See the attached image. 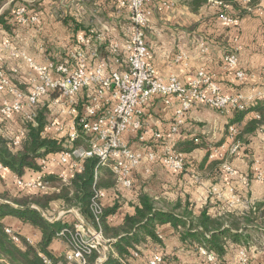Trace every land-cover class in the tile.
<instances>
[{
  "label": "crops",
  "instance_id": "crops-1",
  "mask_svg": "<svg viewBox=\"0 0 264 264\" xmlns=\"http://www.w3.org/2000/svg\"><path fill=\"white\" fill-rule=\"evenodd\" d=\"M121 1L0 0V15L8 11L15 15L24 9L29 17H37L36 22L30 21L29 17L17 20L16 25H13L15 17L6 22L11 26L13 36L0 23V68L14 71L13 76L25 86L22 89H26L36 74L28 60L37 66L48 67L53 60L65 59L77 46L78 37L90 36V32L97 33L102 39L97 45L98 50L101 45L116 44L119 57H124L128 10L121 5ZM148 11L144 33L150 51L148 61L155 76L162 80L173 76L181 83L189 84L202 71L218 93L240 96L247 103V108L233 120L236 110L219 111L209 104L197 102L180 116L177 123L176 111L181 106L176 99L165 105L161 98H155L142 106V129L122 136L123 144L140 154V162L132 171L131 188L117 185L119 191L109 188L99 191L101 207L117 205L107 221L112 225L122 224L126 215L134 213L139 192L148 194L159 205L163 202H179L182 207L188 204V210L196 217L202 212L213 219L227 214L240 217L255 210L256 215L264 213V132L259 129L246 135V144H241L236 137L240 146L235 152L231 151L232 142L228 139L229 126L234 125L239 133L248 121L264 113V2L258 8L248 9L242 17L232 10L231 17L236 20L234 24L222 19L216 3L193 9L190 0H155L148 6ZM13 26L16 28L12 29ZM104 53L107 54V61L111 60L108 47L104 48ZM230 54L237 58V64L232 69L225 62V57ZM98 58L105 59L99 51ZM236 71L243 72L245 76L239 79ZM203 89L209 92L207 85H203ZM84 94L78 95L77 103H82ZM58 100V97L50 99L47 96L40 103L46 102L48 109L44 135L60 139L67 137L72 126L77 125V120L70 114L69 105ZM22 117L17 115L0 120V130L2 127L8 130V139L13 144L15 140L21 142L25 135ZM53 123L54 126L51 125ZM172 126L176 129L173 130ZM194 140L207 144V157L203 149L197 148L188 154L181 151ZM168 151L183 156L182 171L170 172L157 159L149 160L147 157L148 152L159 158ZM57 154L45 157L47 169L43 175L49 181L50 175L58 176L59 173ZM211 162H219L214 172L209 166ZM39 176L38 171L27 170L21 179ZM15 178L14 173L2 168L0 192L9 190ZM55 208L54 217L59 215L58 220L62 219L63 225L73 221L74 213L63 214V203L56 202L50 209ZM68 215L72 217L70 220L63 219ZM1 222L33 245L42 240V233L37 227L12 215L3 217ZM184 231L171 221L158 223L155 225L157 239L143 235L130 249V256L122 262L149 264L151 258L159 254L162 264H241L244 255L247 264H264V237L257 239L258 233L264 236L262 223L240 229L237 233L241 237L225 238L223 254L221 257L214 255V263L203 254V251L213 252L199 241L183 238ZM47 249L57 263L63 262V256L69 250V241L56 235Z\"/></svg>",
  "mask_w": 264,
  "mask_h": 264
},
{
  "label": "built area",
  "instance_id": "built-area-1",
  "mask_svg": "<svg viewBox=\"0 0 264 264\" xmlns=\"http://www.w3.org/2000/svg\"><path fill=\"white\" fill-rule=\"evenodd\" d=\"M155 0H122L121 5L130 10V31L124 43L125 55L124 67L120 70H108L105 60L98 58V43L102 39L99 35L90 32V36H80L77 46L72 49L65 60L48 67H41L28 60L36 74L31 79L26 90L19 88L14 82L12 72L0 68V118L7 119L16 115H22L24 120L32 121L41 100L51 92L58 91V101L69 105V112L79 122L80 131L84 135V145L73 147V142L79 138V131L72 126L67 138V147L59 152L56 165L59 168L58 176L63 182H67L68 176L80 171L83 162L95 157L100 166L112 163V171L115 174L119 187L130 189L132 186V171L140 162V154L133 152L122 142L123 134L137 132L143 127L141 107L155 98H161L165 105L173 99L180 104L176 111V122H180V116L197 102H204L219 111L230 109L245 111L247 103L240 96H225L211 85L204 72L200 71L195 80L189 84L181 83L176 77L162 80L155 76L154 70L149 64L150 51L145 40L144 30L147 27L148 6ZM264 2V0H263ZM19 13H24L21 9ZM225 22L234 24L236 20L231 16L222 15ZM34 18H32L33 22ZM92 34L96 35L92 37ZM93 38V39H92ZM264 42V35H263ZM110 54L115 61L120 62L118 45L112 44ZM228 67L235 68L237 58L234 54L225 57ZM239 79L245 75L241 71L235 72ZM203 85H207L209 92H205ZM82 108L77 110V97L84 93ZM264 97V95H263ZM52 126L55 123L51 124ZM173 130L176 128L171 127ZM60 130V128H59ZM264 132V126L260 129ZM228 139L232 142L231 151L235 152L240 146L236 141L237 128L234 125L228 128ZM20 142L14 141L18 146ZM149 160H158L168 171L180 172L184 168V158L181 154L168 151L164 156L156 157L148 152ZM38 164L41 176L23 180L15 178L13 183L21 189L46 191L49 180L43 173L46 171L45 158H39ZM98 168V167H97ZM0 170L2 166L0 164ZM97 170H95V174ZM96 197H101L98 192ZM95 216L101 212L99 201L93 202ZM63 214H73V221L65 223L58 231L57 236H68L69 250L64 254L63 262H53L40 255L46 264H87V256L98 252L102 261L105 256L106 244L101 237L100 230H95L88 225L77 210L65 211ZM59 215L48 222L58 221ZM13 243L20 242V235L10 228H6ZM29 244L31 241L27 240ZM209 262L216 260L213 253L203 251ZM241 264H247L244 255ZM161 255L155 254L149 264H162Z\"/></svg>",
  "mask_w": 264,
  "mask_h": 264
},
{
  "label": "trees",
  "instance_id": "trees-1",
  "mask_svg": "<svg viewBox=\"0 0 264 264\" xmlns=\"http://www.w3.org/2000/svg\"><path fill=\"white\" fill-rule=\"evenodd\" d=\"M262 1L190 0V5L193 9H198L205 4L216 3L218 4V13L221 16H231L232 10H235L238 16L242 17L248 13V9L258 8ZM10 20H13L10 11L0 15V23L5 29L11 28V26L6 25V22ZM16 23L17 21H14L13 25H16ZM63 60L65 59L63 58L60 61ZM57 62L59 61H52L53 64ZM57 96H59L58 91L49 94L50 99ZM38 107L40 106L38 105ZM45 107L42 105L40 110L36 111V116L32 121L24 120L22 117L25 122L23 123L25 124L23 125L25 135L18 146H14L12 140L0 134V164L3 169L10 170L19 178H22L27 170L40 171L41 166L37 163L39 158L59 153L67 147V137L57 139L50 135H44L45 128L48 125V111ZM81 108L78 109L79 112ZM241 113L243 111L236 110L232 119L236 120ZM263 126L264 113L259 115V118H252L248 121L244 128L239 131L237 139L241 144H246V135L255 133ZM76 127L79 131V138L73 142V147L82 146V141H85L78 121ZM194 141V143L183 147L181 151L188 154L194 149H203L205 157H207L209 152L207 144L205 142L199 144L197 140ZM203 163H205V159ZM218 165L219 162L209 164L213 172L217 170ZM95 170H97L96 174ZM50 177L46 191H29L21 189L13 183L9 190L0 192V200L13 206L26 208L32 205L34 207L22 210L0 204V264H46L40 255L56 262L57 259L48 251L47 247L64 225L59 220L48 222L39 211L46 212L50 210L52 204L56 202H61L65 207L77 210L88 225L95 230H100L102 239L106 241L109 254L107 260L102 264H124L125 259L130 256V249L134 248V245L141 240L143 235L157 239L155 225L158 223L171 221L175 227L181 226L185 229L183 238L199 241L201 245L207 247L209 251H212L218 257L223 254L222 244L225 238L236 239L241 237L237 233L240 229L245 230L251 225H258V223L264 224L262 220L264 213L256 215V210L240 217L227 214L213 219L208 217L205 212L196 217L188 210V204L182 207L179 202H163L159 205L148 194L139 192L137 196L138 204L135 206L134 213L126 215L122 224L112 225L107 219L115 212L117 205L110 208L101 207L100 214L95 216L93 204L94 201H99L96 194L101 188L119 191L115 174L112 171V163L100 166L98 159L92 157L83 162L80 171L68 176L66 183L59 176L50 175ZM7 215H12L24 223L37 227L42 233V240L33 245L29 244L25 238L20 237L19 243H13L5 232V225L1 222V219ZM99 257L98 252H93L87 256V264H97Z\"/></svg>",
  "mask_w": 264,
  "mask_h": 264
},
{
  "label": "rangeland",
  "instance_id": "rangeland-1",
  "mask_svg": "<svg viewBox=\"0 0 264 264\" xmlns=\"http://www.w3.org/2000/svg\"><path fill=\"white\" fill-rule=\"evenodd\" d=\"M128 10V27H130V25H131V13H130V10L129 9H127ZM13 15V18L15 17V20L17 21H23L24 19H25V17L28 19V17H29V15L27 14H25V13H19V14H12ZM26 15V16H25ZM32 18H34V20H33V22H36L37 21V17H36V15L34 16H30L29 17V19H30V21L32 20ZM16 27H14V28H12V29H15ZM8 31L7 32H9L10 34H11V36H13L14 35V33L12 32V30L11 29H7ZM18 30H22V29H17V31ZM35 31H36V29H34ZM6 31V30H5ZM34 31V33L35 34H38L37 32H35ZM127 32V35H126V38H127V36L130 34L129 32V30H127L126 31ZM97 34V33H96ZM3 36H5V34H3ZM103 43H104V41H103ZM106 43V42H105ZM108 47V50H109V48H110V46H107V44L106 45H101L100 46V50H99V53H100V55H101V57H104L105 59H103V60H105V63H107V68H108V70H116V69H118V70H120V69H122L123 67H124V60L122 61V59H123V57L122 58H120V62H117V61H115L114 60V58H111V60H109V61H107V54H105L104 53V48H107ZM14 80V82H15V84L19 87V88H23V87H25V86H23V85H20L21 84V81H19L17 78H14L13 79ZM20 83V84H19ZM22 86V87H21ZM28 86H26V88H27ZM22 90H26L25 88L24 89H22ZM58 97V96H57ZM45 102V101H44ZM41 104V105H40ZM45 104H47L46 102L45 103H39V106L40 107H38L37 108V111L38 110H40V108H41V106L42 105H44V106H46ZM81 105H82V103L80 102H78L77 103V110L79 109V108H81ZM45 108H47V106L45 107ZM47 111H48V109H47ZM79 111V110H78ZM48 116V115H47ZM22 122L23 123H25L24 122V120H22ZM22 125H25V124H22ZM0 132L5 136V138H10V134H9V132H8V130L5 128V127H2V129L0 130ZM82 141V140H81ZM83 143H81V145H84V141H82ZM57 205H55V207H56ZM55 210H57L56 208L53 210V209H50V210H48V212L46 211V212H43V211H41V210H39L40 211V213L42 214V217L44 218V219H52L53 217H54V215H55ZM72 217L71 216H69L68 215V217H64L63 219H71ZM59 221H62V219L61 220H59ZM264 236H261V234L260 233H258L257 234V239H262Z\"/></svg>",
  "mask_w": 264,
  "mask_h": 264
},
{
  "label": "water",
  "instance_id": "water-1",
  "mask_svg": "<svg viewBox=\"0 0 264 264\" xmlns=\"http://www.w3.org/2000/svg\"><path fill=\"white\" fill-rule=\"evenodd\" d=\"M0 204H2V205H9V206L15 207V208H17V209H22V210H24V209H32V208H34L32 205H29V206H27L26 208H19V207L13 206L12 204H10V203H8V202H5V201H2V200H0ZM70 210H72L71 207H67V208L65 209V211H70ZM108 256H109V254H108V251L106 250V251H105L104 259H103L102 261L97 262V264H102V263L108 258Z\"/></svg>",
  "mask_w": 264,
  "mask_h": 264
}]
</instances>
